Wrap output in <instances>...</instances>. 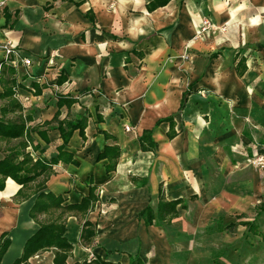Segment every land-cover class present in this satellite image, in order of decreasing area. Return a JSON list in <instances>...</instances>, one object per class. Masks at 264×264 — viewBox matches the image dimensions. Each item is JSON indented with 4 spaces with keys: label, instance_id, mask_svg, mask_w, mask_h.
Here are the masks:
<instances>
[{
    "label": "crops",
    "instance_id": "obj_1",
    "mask_svg": "<svg viewBox=\"0 0 264 264\" xmlns=\"http://www.w3.org/2000/svg\"><path fill=\"white\" fill-rule=\"evenodd\" d=\"M204 17L228 33L204 45L195 38ZM7 43L32 61L9 63L21 110L7 119L22 117L28 133L0 140V162L24 141L51 167L43 191L64 206L96 188L85 214L63 217L72 246L63 264H202L213 221L226 234L244 226L264 240L253 221H240L264 194V170L247 163L264 154V0H0V71ZM57 113L60 121L87 116L84 134L64 143ZM147 131L155 149L144 148ZM60 146L76 163H52ZM43 178L21 194L12 178L0 190V264H55V247L22 261L51 218L31 215ZM162 202L176 203L175 213L160 211ZM230 244L220 264H263L264 256L237 263Z\"/></svg>",
    "mask_w": 264,
    "mask_h": 264
},
{
    "label": "trees",
    "instance_id": "obj_2",
    "mask_svg": "<svg viewBox=\"0 0 264 264\" xmlns=\"http://www.w3.org/2000/svg\"><path fill=\"white\" fill-rule=\"evenodd\" d=\"M0 72V82L2 81L4 85V91L0 93V100L4 102L7 101V103L1 108V114L3 116L0 118V140H7L8 142H11L16 139L24 138L28 133V130L26 122L23 121L22 117L18 116L12 120L7 119L8 114L20 111L21 107L15 99L14 89L17 87V82L14 78H12L15 73L14 69L9 66V62L4 60L1 64ZM66 102L73 104L75 100L71 99L70 101H65L64 103ZM59 103L63 104V101L59 100ZM53 121L57 122V128L61 132L64 143H68L74 131L79 130L81 135L84 134V130L87 125V116L79 115L75 120L60 121L59 113H57ZM141 140L144 142L143 145L145 142L148 143V147L144 145V148H148L150 150L155 149L156 144L151 139V131H147ZM27 146V142H21L17 149L12 148L10 153L6 155L5 159L0 162V190L4 189L6 180L8 178H12L18 184L23 186L22 190L19 192V194H21L32 182L38 180L42 176L44 177L43 180L37 184L34 190V194H39V196L31 215L32 217L37 218V213L43 212L50 214L51 218L47 220L42 225L39 232L28 241L22 261L39 250L55 247L58 249L56 251L55 264H63L67 257V252L72 248L71 244L64 237L66 227L63 217L72 212L85 214L98 199L95 194L96 188L91 186L89 195L84 197L80 204L64 206V200L60 196H55L53 193H45L43 191L45 189L46 179L51 172V167L39 158L33 161L32 155L25 152ZM59 148V155L57 158L53 159L52 163H57L59 160L63 159L68 162H75L70 154L63 151V146H60ZM106 149L111 151L110 147H106ZM20 156H22L21 160ZM67 156L69 158H67ZM105 156L106 155H102L101 158H104ZM117 157L118 148L115 149L114 154V158L116 159ZM111 159H113V157H111ZM114 164L115 163L108 167L109 171L115 168ZM167 206H169V208L165 209ZM175 206L176 203L162 202L159 205V209L162 212L167 210L166 212L174 214ZM145 213L150 216L152 211L148 209ZM87 225L89 228L84 229L82 238L86 241H90L95 233L90 225ZM6 248L7 241H4L3 245L0 244V258ZM84 264L118 263L97 259L96 261L85 262Z\"/></svg>",
    "mask_w": 264,
    "mask_h": 264
},
{
    "label": "rangeland",
    "instance_id": "obj_3",
    "mask_svg": "<svg viewBox=\"0 0 264 264\" xmlns=\"http://www.w3.org/2000/svg\"><path fill=\"white\" fill-rule=\"evenodd\" d=\"M209 17H204V19ZM202 19L201 22L204 20ZM211 19V18H210ZM219 33H228L226 28H216L214 22L211 20L209 27L202 31V26L200 23L198 34L195 38H199L203 41L204 45L214 43L215 35ZM2 101L0 100V118H2L1 108ZM24 142V141H23ZM33 157V156H32ZM249 159H255L257 156H250ZM36 159L33 157V161ZM247 161V160H246ZM248 163V161H247ZM249 164V163H248ZM264 170V166L260 168ZM16 182V181H15ZM17 183V182H16ZM262 187L264 193V178L262 179ZM264 200V194L259 198V202L256 207L248 211L245 220L240 221H253L256 226L257 231L264 234V212L259 208L261 202ZM223 216V213L220 214ZM218 217V216H217ZM224 217V216H223ZM223 225L222 221H213L207 229L206 236H204V249H206L205 254L202 258V264H220V261H223L226 257L229 256L227 253L230 249L233 250L231 242L235 243V248L238 251L237 254V263H240L244 258H251L254 262L256 259H260V256H264V240L260 236H252V234L247 230L246 227H238L235 235H229L220 230V227ZM247 233V238L242 235ZM249 235V237H248ZM211 250H214L212 252ZM211 251V252H210ZM236 258L233 257L228 261H235ZM264 260V259H262ZM260 264V262L258 263ZM264 264V262H263Z\"/></svg>",
    "mask_w": 264,
    "mask_h": 264
},
{
    "label": "built area",
    "instance_id": "obj_4",
    "mask_svg": "<svg viewBox=\"0 0 264 264\" xmlns=\"http://www.w3.org/2000/svg\"><path fill=\"white\" fill-rule=\"evenodd\" d=\"M211 24V19L206 18L201 22L202 31H205L207 27ZM4 52L5 58L4 60L7 62H11L14 65L23 64L25 66L31 65L32 61L30 58L24 56L22 52L19 50L16 45L13 43H7L1 46ZM14 59V60H13ZM125 130L130 132L133 130L130 126H125ZM248 163L252 165L256 169H260L264 166V154L258 153L257 157L253 159H248Z\"/></svg>",
    "mask_w": 264,
    "mask_h": 264
}]
</instances>
